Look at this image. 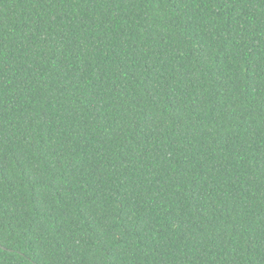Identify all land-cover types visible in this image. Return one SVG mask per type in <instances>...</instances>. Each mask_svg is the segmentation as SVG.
I'll return each instance as SVG.
<instances>
[{"label":"trees","instance_id":"1","mask_svg":"<svg viewBox=\"0 0 264 264\" xmlns=\"http://www.w3.org/2000/svg\"><path fill=\"white\" fill-rule=\"evenodd\" d=\"M0 264H264V0H0Z\"/></svg>","mask_w":264,"mask_h":264}]
</instances>
